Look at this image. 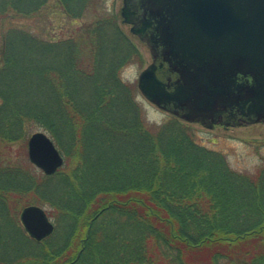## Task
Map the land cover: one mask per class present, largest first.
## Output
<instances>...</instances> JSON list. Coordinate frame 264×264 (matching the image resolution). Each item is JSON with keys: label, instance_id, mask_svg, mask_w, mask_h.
Returning <instances> with one entry per match:
<instances>
[{"label": "trees", "instance_id": "trees-1", "mask_svg": "<svg viewBox=\"0 0 264 264\" xmlns=\"http://www.w3.org/2000/svg\"><path fill=\"white\" fill-rule=\"evenodd\" d=\"M141 58L103 0H0V145L42 129L66 157L46 175L0 151V264H264V165L233 170L178 117L149 124L121 77ZM27 204L56 210L53 235H27Z\"/></svg>", "mask_w": 264, "mask_h": 264}, {"label": "water", "instance_id": "water-1", "mask_svg": "<svg viewBox=\"0 0 264 264\" xmlns=\"http://www.w3.org/2000/svg\"><path fill=\"white\" fill-rule=\"evenodd\" d=\"M124 20L150 48L138 77L141 93L189 122L213 126L264 122V0H124ZM30 161L47 175L64 156L45 131L28 138ZM27 234L55 230L46 209L20 212Z\"/></svg>", "mask_w": 264, "mask_h": 264}, {"label": "rangeland", "instance_id": "rangeland-1", "mask_svg": "<svg viewBox=\"0 0 264 264\" xmlns=\"http://www.w3.org/2000/svg\"><path fill=\"white\" fill-rule=\"evenodd\" d=\"M123 1L124 0H103V5L106 9H109L110 11L114 12V14L117 16L119 26L123 29L125 33H127V35H129V37L132 38V40L139 47L142 58L140 61L138 60L137 62L125 66L121 71V77L123 80L132 85L136 97L140 102V108L146 121L149 124L164 123L175 116L169 113L168 111L159 108L157 105L149 101L138 88L139 74L145 67H147L152 62L153 57L151 55L150 48L146 44V42L142 41L132 31V24L124 20L122 14V7L124 4ZM99 9V6H95L90 10L89 14L85 18L78 19L77 23L68 24L63 18L60 23H58V25L63 23V27H83V21L87 23L93 20V18L99 16V14L101 13L100 11H98ZM42 23V27H56L55 31L60 32L59 27L57 25V21H54L53 23L50 19L46 18V23L44 21ZM31 24L34 28L38 27L33 21H31ZM54 24H56L57 26H54ZM48 33L51 35L56 34L50 31ZM178 120L187 125H190L191 129H193V131L195 132L194 136L196 137V140L199 143L203 144L209 149L215 150L223 154L227 160V163L233 170L246 173H256L260 166L264 165V122L247 123L241 125L236 124L229 126L214 125L209 127L201 124L200 122H188L181 118H178ZM27 143L28 140L26 141V143L23 141L10 143V147L13 150L11 154L16 155L19 151H22V157L28 160L29 166H33V168L37 169V172L41 173L42 171L29 161ZM10 147L8 145L1 144L0 151H9ZM64 158L66 159L65 156ZM25 206L26 205H23L18 213L19 220L20 212ZM42 207L46 209L50 219L55 224L56 229V210L51 209L49 206L43 205ZM50 212L52 213V215H50ZM53 233L51 235H53ZM32 248L33 243L28 244V249Z\"/></svg>", "mask_w": 264, "mask_h": 264}, {"label": "flooded vegetation", "instance_id": "flooded-vegetation-1", "mask_svg": "<svg viewBox=\"0 0 264 264\" xmlns=\"http://www.w3.org/2000/svg\"><path fill=\"white\" fill-rule=\"evenodd\" d=\"M247 123H248V122H246L245 120H239V123H237V124L241 125V124H247ZM214 125L229 126V125H227L225 122H221V121L216 122ZM214 125H213V126H214Z\"/></svg>", "mask_w": 264, "mask_h": 264}]
</instances>
